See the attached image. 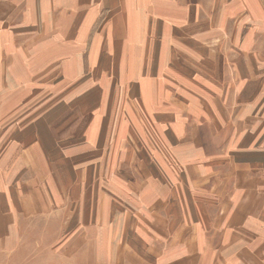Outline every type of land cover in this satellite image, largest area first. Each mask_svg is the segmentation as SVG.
I'll return each instance as SVG.
<instances>
[{
	"label": "rangeland",
	"instance_id": "374dc122",
	"mask_svg": "<svg viewBox=\"0 0 264 264\" xmlns=\"http://www.w3.org/2000/svg\"><path fill=\"white\" fill-rule=\"evenodd\" d=\"M1 1L2 33L9 36L11 30L14 35H21L16 41L11 35L10 41L17 42L18 46L15 47L22 49L24 62H15L21 64L19 68H23L22 71L29 68L26 63L30 61L29 54L38 51L48 56L59 50L63 56L59 60H52L59 69L65 59H73L77 74L67 84V110L65 115L57 116L58 119L52 124L51 131L57 135L64 121L69 127L76 120L74 102L81 93L80 90L74 92V80L91 79L89 70H93L92 73L95 70V75H98L96 69L100 64L101 42L97 38L107 37L112 13L104 3L92 5V0ZM186 1L204 6L208 13L210 11V43L204 46L163 44L161 53L157 55L154 47L160 46L147 43L145 55L148 68H154L155 60L163 57L161 76L135 75L137 69L128 73L129 68H126L128 74L122 75L124 69L117 71L114 68L120 65L116 56L113 58L114 70L94 78L95 92L101 78H104L102 84L109 83V94L120 90L114 96L119 94L121 98L116 100L127 95L130 84L137 85L140 80H147L149 84L150 79L158 78L163 81V104L178 112L182 129L179 126L173 138L172 134L164 133V141L161 145L156 144V149L146 144L142 146L140 141L130 138L129 142H124L123 152L119 154L116 144V148H113L115 157L108 155V160L105 157L98 163L91 162L94 169L89 160H85L81 166H71L63 194L61 189L62 202L50 206L49 217L40 219V216H35L32 221L25 222L23 228L19 229L20 233L18 231L21 243L13 249L0 250V264H122V260L126 262L128 259L135 263L139 261L138 264H169L171 261L202 264L208 261L210 251L216 254L211 259L212 264L219 261L226 264L220 259V252L224 256L222 251L236 243L244 246L260 244L261 228H258L256 221H252V212L246 208L243 213L245 208L240 211L241 207L234 202L239 199L235 194L245 189L243 186L254 190L256 175L260 182L264 181V12H261L262 9L264 11V6H261L264 0H224L219 6H224L225 11L220 13L221 21H225L221 27L213 26L212 12L219 4L217 0H184L185 4ZM115 2L120 7L121 1ZM80 7L81 10L76 13L75 10ZM179 28L185 31L186 23L180 24ZM142 30L145 35L155 34L150 27ZM57 32L63 38L57 40ZM196 36H200V33L196 32ZM202 47L207 55L205 59L199 56L203 55ZM3 48L6 58L8 49L6 45ZM92 52L94 56H90ZM91 59L96 62L94 65H91ZM150 70L148 72L153 73ZM252 74L254 78H251ZM17 76L15 78L19 82L26 79L20 73ZM34 80L35 88H42L35 97L34 108L28 110L29 121L24 126L20 121L21 116H18L6 128H14L15 125L16 131L22 129V139L36 137V131L24 133V128L37 124L38 116L43 113L47 116L57 113L59 105V100L49 107L43 105L44 102L48 103V97L42 93L43 86L49 85L54 76ZM89 83L81 86L83 100L90 99L85 98V93L91 90ZM24 85L20 83L23 88ZM206 85H218L225 92H213V88L206 89ZM186 93L195 98L200 113L193 106L191 113L188 111ZM222 95L228 100H222ZM219 98L226 105L222 106ZM108 100L111 102L109 97ZM83 113L86 115L85 109ZM10 134L9 129V135L5 133L4 137ZM130 134L135 135V131ZM241 136L244 137L243 141ZM126 143L132 146L136 144V148L131 150L130 160L124 155L128 153ZM40 145L41 142H35L38 148H41ZM20 146L24 147V143L21 142ZM159 155L163 158L161 165ZM143 156L145 160L141 161ZM165 158L176 170L165 163ZM52 159L54 157L48 156L46 161ZM109 166L113 169L107 172L99 170L108 169ZM162 166L163 171L159 172L158 168ZM83 168L87 171L79 173ZM27 172L25 180L33 179L38 167L34 165ZM179 181L188 183V186L174 188ZM38 182L39 186L46 187L47 176ZM260 184L256 187L264 188ZM51 186L54 187L52 193L55 191L58 198V182H53ZM113 190L115 199L110 193ZM108 194L113 198L112 204L119 201L110 206V214L106 206L100 212L105 204L91 203L92 197H107ZM247 201L245 198L244 202ZM108 215L111 216L108 218ZM2 237L7 239L10 236ZM231 257L234 260V252ZM236 258L241 259V256ZM241 264L250 263L241 261Z\"/></svg>",
	"mask_w": 264,
	"mask_h": 264
},
{
	"label": "crops",
	"instance_id": "0c3cea01",
	"mask_svg": "<svg viewBox=\"0 0 264 264\" xmlns=\"http://www.w3.org/2000/svg\"><path fill=\"white\" fill-rule=\"evenodd\" d=\"M120 1V7H117L115 0H112V4L111 0H92L91 3L98 6L104 3L108 6L109 13H112L113 16L108 26L107 37L97 38V41L101 42L100 64L98 63V69H96L98 70V75H105L111 72V70L113 71L114 68H117V71L125 70L124 73H121L122 75L131 73L137 69L135 75L161 76L163 70L160 67L163 57L161 56L160 59L155 60L154 68H148L149 62L146 59L147 55H145L147 43L160 46L154 47L155 55H157L161 53L163 44L183 43L204 46V44L211 41V29L208 27L210 26L209 20L211 16H209L210 11L208 13L204 6L189 4L188 1L185 4L184 0ZM217 1L219 4L212 12L214 13L213 26L220 25L221 27L223 23L225 25V21H221L220 13H225V11L224 6H219L224 0ZM2 3L0 0V21H2L3 16ZM261 6H264L263 2ZM81 7L78 10L76 9L75 12H79ZM216 12L218 13V21L215 22ZM261 12H264L263 9ZM197 13H203V15L196 16ZM27 22L30 23L29 20ZM183 23H186L185 31L179 28V25ZM78 24H80V21ZM1 27L2 23L0 22V250L4 248L13 249L16 245H19L21 242L18 231L20 228H23L22 225L27 221H32L35 216H40V219H43L45 216L46 218L49 217L50 206L62 202V194L66 190L67 173L70 172L71 166H81L85 160H89L90 163H98L99 160L102 161L105 157L108 160V155L115 157L116 153L113 148H116V144L119 149L117 154H119L121 151L123 152L124 142H129L130 138H133V140L137 139L142 146L146 144L148 147L156 149V144L161 145L163 143L164 133L172 134L173 138L174 134L178 132L177 128L180 126L182 129V123L178 122L180 119L177 114L178 112L174 111L171 106H164L163 104V81L161 82L158 78L157 80L154 78L153 81L150 79L149 84L147 80H140L137 85L130 84L127 88V95L124 94L122 99L116 100L120 95H114L117 91L120 92V90L117 89L109 94V90L107 89L109 88L107 87L109 83H101L104 82V78H101L99 81L97 85L98 91L95 92L94 87L96 85L94 86V78L98 75H95V70L93 73V70H89L88 75L92 74L91 79H75L72 83V87L76 86L74 92L77 93L80 90L81 93L76 96L74 102L73 114L76 115V120H73L71 122L72 125L69 127L66 126L64 121L58 129L60 130L59 134L56 135L51 131V129L53 130L52 124L57 116L60 118L65 115L69 87H67V84L77 74L73 59H65L59 69L57 63L54 65L52 62L53 59L58 58L59 60L63 56L59 50L49 53L48 56L40 54L38 51L37 53L29 54L31 55L30 61H26L29 68L22 71L23 68H19L21 64L15 63L18 61L24 62L25 58L23 57V52H21L22 49L15 47L18 46L17 42L10 41L11 35L15 38V41L21 35L19 33L14 35L10 30L9 36H6L2 33ZM147 27L155 30V34H142V29H146ZM113 29H116V31L114 32ZM60 32L56 33L57 40L63 38L61 34L63 32ZM196 32H199L200 36H196ZM82 34L83 31H81ZM56 42L54 41V43ZM4 45L8 49L5 53L6 58L3 56ZM199 50L201 51V49ZM202 51L203 55L200 54L199 56H203V59L207 58L204 47H202ZM21 56L23 58H19ZM90 56H94V53L92 52ZM116 56V61L120 62L119 66L113 64L115 61H113V58ZM45 57L48 58L46 59ZM95 63L91 59V65ZM22 66L24 67V64ZM113 66L115 67L112 68ZM126 68H129L130 72L127 73ZM149 70L153 71V73L148 72ZM251 71L253 70L251 69ZM18 73L26 76V79L19 82L15 78V76L18 77ZM53 76L54 80L49 85L45 84L43 86V96L48 97V103L44 102L43 105L46 104V107H49L59 100L57 113L54 112L51 116L43 113L38 116L37 124H29L24 128V133L36 131V137H25L22 139L20 136L22 129H20V132L16 131L15 125L14 128H9L11 131L10 136H8L9 138L7 136L4 137L5 133L9 135V129L6 130L7 126L12 125L18 116H21L20 121L24 126L29 121L28 114L30 112L28 110L34 108L33 106L36 104L35 97L42 88H35L34 79L39 78V80H42L44 77L50 79ZM251 78H254L253 74ZM107 81L108 79H106ZM87 82H90L88 86L91 90L85 93V98L90 99L83 100L84 92L81 86ZM20 83H25V87L20 86ZM204 87L209 90L213 88V92L216 90V93L219 94L225 92L218 85H206ZM108 97L111 102H109ZM185 97L188 111L191 113L193 106L199 112V106L195 105L197 102L195 98L192 95H187V93ZM221 99L227 101L228 97L224 99L222 95ZM221 99L219 98L220 104L222 106L226 105V103L221 102ZM215 101L217 102V99ZM83 109H85L86 115H84ZM122 124L126 127L122 126ZM133 131H135V135L130 134ZM257 135L259 137V134ZM253 138L255 139L254 136ZM243 139L244 137L241 136V141ZM36 141L41 142V148L35 146ZM21 142L24 143V147L20 146ZM3 146L5 147L1 149ZM135 148V143L134 146L126 143L125 149L128 153H124V155L127 156V160H130V157H132L131 150ZM154 155L155 157L158 156L156 152ZM161 155H159L161 158L158 161L160 165L163 164ZM48 156L54 157V159L47 162ZM30 157L33 158L30 160ZM55 157L58 159H55ZM143 157L141 161L145 160V156ZM114 162L115 158L113 159ZM165 163L172 169H175L169 163L168 158H165ZM34 165L38 167V173L35 174L33 179L25 180L28 177L27 171L30 168H34ZM91 165L92 169H94L92 163ZM203 167L206 168V166ZM262 168H264V165ZM92 169H90V172H92ZM109 169L111 170L113 167L109 166L108 169L99 170L107 172ZM86 171L83 168L81 171L79 170V173H85ZM158 171H163V166L159 167ZM44 176H47L46 187L43 185L39 186L38 182ZM55 181L58 182L57 190L60 195H58V198L55 197L57 196L56 192L52 193L51 191L54 188L51 185ZM258 183L264 185V181L260 182L259 176L256 175V185ZM185 185L188 186V183L179 181L174 188L179 186L184 187ZM256 185L253 191L248 186H243L242 188L245 189L239 190V193L235 194L239 199L234 203H237L241 207L240 211L245 208L243 213L246 212V208L252 212L254 216V220L252 221H256L258 228H261V231L256 229L260 232L261 242L260 244H257V242L254 245L246 246L236 243L225 250V252L222 251L224 256L220 252V259L224 260L226 264H241V261L245 263L249 262L250 264H264V188L256 187ZM110 193L113 194L110 195L115 199V191H110ZM111 196L109 194L107 197L94 196L91 203H96L97 205L105 204L100 209V212H103L106 206L110 214V206L119 202L113 201L112 204L113 198ZM245 198L248 199L247 202H244ZM243 213L241 212L240 215ZM110 216L108 215V218ZM238 216L239 213L235 218L237 219ZM259 232H257V236H259ZM6 235L10 237L3 239L2 236ZM233 252L234 260H231ZM215 256L216 254L210 251L208 261H203L202 264H212L211 259L215 258ZM237 256H241V259H237ZM138 262L135 263L130 259L126 262L122 260V264H138ZM221 262L219 261L218 264ZM169 264H185V261L181 263L171 261ZM190 264H193V262L190 261Z\"/></svg>",
	"mask_w": 264,
	"mask_h": 264
}]
</instances>
